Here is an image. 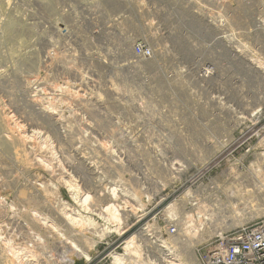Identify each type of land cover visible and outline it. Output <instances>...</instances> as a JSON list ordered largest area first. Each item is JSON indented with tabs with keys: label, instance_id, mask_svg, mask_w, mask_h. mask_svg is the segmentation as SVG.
Wrapping results in <instances>:
<instances>
[{
	"label": "rangeland",
	"instance_id": "1",
	"mask_svg": "<svg viewBox=\"0 0 264 264\" xmlns=\"http://www.w3.org/2000/svg\"><path fill=\"white\" fill-rule=\"evenodd\" d=\"M45 44L65 51L58 81L54 58L43 78ZM263 154L264 0H0V264H90L94 251L111 264L129 237L175 225L195 243L178 257L199 260L213 232L181 213L253 189ZM98 187L120 206L111 219L94 210Z\"/></svg>",
	"mask_w": 264,
	"mask_h": 264
},
{
	"label": "bare ground",
	"instance_id": "2",
	"mask_svg": "<svg viewBox=\"0 0 264 264\" xmlns=\"http://www.w3.org/2000/svg\"><path fill=\"white\" fill-rule=\"evenodd\" d=\"M4 119L8 127H10L12 131H14L16 134L20 136V139L24 144L28 145V147L30 146L32 149H35L39 153H44L42 152L43 149L41 150V148L38 146V143H30V137L40 138L41 135L40 132L31 130L30 131L31 135L28 137L24 134L25 133L24 127L18 125V122L15 123L16 121L15 122L13 121L12 116H10V112L5 113ZM83 128L85 127L83 126ZM46 154H48V152H46L45 155ZM262 156H263L262 164L264 165V154ZM261 167H262L261 172L263 175L259 174L258 180L256 179L255 170H253L251 173L252 179H254L255 182V187L253 189H246L243 187H239V185H236L235 186L236 188L233 192L228 191L225 193L224 201L223 199L216 200L215 205L197 208L196 209L197 211L193 214L179 212L182 215H185L184 218H190V217L195 218L196 222L194 220L193 222L197 228L194 229V231L191 233L199 234V235L203 233L207 236H210L213 232L214 235L217 234L218 232L229 230L231 228H235L243 224L245 219L252 220L254 218V214H257L258 212L262 211L264 206V166ZM53 169L55 171H59V167L57 165L54 166ZM67 186L70 191H74V192L76 191V187L74 185H71L69 183ZM105 190L107 191V189L106 188L104 189L103 187V188H99L96 191V195L99 194L96 197L100 199L102 202H104V205L103 207L99 206L98 209H94V210H97L99 212L98 213L99 216L104 215L110 218L108 215H112L113 213H115L120 206L119 204H115V203L112 204L106 203V201H108L109 192L106 193ZM75 195L76 197L79 196L78 193H76ZM82 196H79L78 198L81 199L80 197ZM111 196L113 198L115 197L113 194H111ZM84 198H85L84 199L85 202L87 200V197ZM123 202L120 204L123 205L126 203V201L124 203ZM129 211L133 212L134 209L131 208ZM171 213L172 212H170V214ZM262 214H264V212ZM220 226L224 228L219 229ZM176 228H177V234L174 236H169L170 238L176 237L178 233L180 234L181 226L177 225ZM122 232L123 231L118 230V233L120 235L122 234ZM185 234L188 235L189 232L186 231ZM138 237L139 236L129 237L125 242V246L122 248L123 253L122 254L114 253L110 256L112 259L111 264H199L197 258L194 255L191 257L189 256L187 258L184 257L180 259L178 255L182 254V252L175 251V248H178V245H180L181 247L180 250L183 251L187 249L189 246L194 247L195 243H191L189 240L188 243H185V241L187 240H181L178 238V236L176 237L177 240L176 242L167 243L165 239H160L156 234L153 237H151V240L147 239L146 245H149L151 249L146 248L142 250V262L140 263L134 259L136 257V256L134 257V254L138 253L139 251L136 248V246L140 247L143 244L140 243L139 246L138 240L136 242L133 241L134 238H138ZM143 237L144 236H140L139 239L142 240ZM201 239L202 238L200 237V240ZM67 244L70 245L71 248L75 250V252L81 253L80 248H75L74 246H72L71 243H67ZM82 255L85 258V261L90 262L87 254L83 253Z\"/></svg>",
	"mask_w": 264,
	"mask_h": 264
},
{
	"label": "built area",
	"instance_id": "3",
	"mask_svg": "<svg viewBox=\"0 0 264 264\" xmlns=\"http://www.w3.org/2000/svg\"><path fill=\"white\" fill-rule=\"evenodd\" d=\"M64 52V50L58 51L55 52L56 56L51 55V51L45 44L41 55V72L44 79L47 78L49 72H52L50 70L53 64L52 58H54L58 62L54 65L53 70L56 72L57 81L60 80V75L65 72ZM132 54L137 60L147 61L151 59L153 52L146 46L134 45ZM207 167L206 165L203 169ZM216 184L214 183L210 190L216 188L218 186ZM190 199L192 207L198 206L200 201L196 200L195 196ZM143 230L146 231L147 227L145 226ZM154 230L153 235H158L160 239H163L164 235L174 236L177 234L176 225L165 227L161 231H158V228ZM204 246L208 249H205V252L201 254L198 260L199 264H264V214L235 228L214 234L205 242Z\"/></svg>",
	"mask_w": 264,
	"mask_h": 264
},
{
	"label": "crops",
	"instance_id": "4",
	"mask_svg": "<svg viewBox=\"0 0 264 264\" xmlns=\"http://www.w3.org/2000/svg\"><path fill=\"white\" fill-rule=\"evenodd\" d=\"M99 254H100V252H97V251H94L93 253H91L90 255H91V258H90V261L92 260V262L93 261H95L96 259H97V257L99 256ZM92 262H90V264H92ZM83 264H87L86 262L85 263H83Z\"/></svg>",
	"mask_w": 264,
	"mask_h": 264
}]
</instances>
